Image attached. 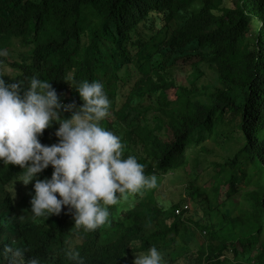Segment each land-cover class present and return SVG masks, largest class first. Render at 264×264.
Masks as SVG:
<instances>
[{"label": "trees", "instance_id": "1", "mask_svg": "<svg viewBox=\"0 0 264 264\" xmlns=\"http://www.w3.org/2000/svg\"><path fill=\"white\" fill-rule=\"evenodd\" d=\"M0 49L6 83L27 87L37 76L60 102L80 107L76 85L101 82L111 102L105 128L120 137L124 157L157 176V187L193 170L184 192L134 195L83 233L72 230L66 207L33 218L35 180L25 186L19 166L0 164V247L26 249L41 264H72L68 249L85 264H133L151 246L163 253L177 237L187 243L192 226L201 246L167 264H264V0H0ZM203 67L214 74L211 91L197 83ZM58 127L40 142L57 143ZM200 176L212 178L199 186ZM181 204L189 211L177 216ZM206 209L220 210V222Z\"/></svg>", "mask_w": 264, "mask_h": 264}, {"label": "clouds", "instance_id": "2", "mask_svg": "<svg viewBox=\"0 0 264 264\" xmlns=\"http://www.w3.org/2000/svg\"><path fill=\"white\" fill-rule=\"evenodd\" d=\"M6 55L7 51L0 49V57ZM75 91L83 102L80 107L60 102L52 83L37 76L27 87L18 81L6 83L0 77V164L19 166L23 170L19 181L25 186L35 180L30 200L33 218L59 216L66 207L74 219L72 230L88 233L106 224L109 206L155 189L158 180L154 174H145L135 156L124 157L120 137L105 128L112 114L103 84L84 80ZM60 110L70 112V118H62ZM54 122L59 124L55 131L58 142L42 144L39 137ZM49 166L51 178L37 179ZM187 170L193 176L191 165ZM206 211L208 220L220 222V210ZM175 213L182 216L183 211L179 208ZM26 251L3 245L0 264H41L38 257L26 256ZM65 255L72 264H85L78 251L68 249ZM164 257L151 246L134 253L133 264H167Z\"/></svg>", "mask_w": 264, "mask_h": 264}, {"label": "rangeland", "instance_id": "3", "mask_svg": "<svg viewBox=\"0 0 264 264\" xmlns=\"http://www.w3.org/2000/svg\"><path fill=\"white\" fill-rule=\"evenodd\" d=\"M198 9L199 6L193 8L194 11H198ZM202 70L204 71V75L197 79V83L201 88H205L211 91L214 89V74L209 70V68L203 67ZM185 71H190V68H187ZM222 132L224 134V138H227V136L232 132V127L230 125H225L222 128ZM262 137H264V134L262 135ZM221 152L224 154L223 149ZM178 173L179 174L177 175H172L170 178L164 179L163 183L158 185L159 187L155 188V190L159 189L158 191L164 196V199L166 200L170 199L169 190H172L174 193L178 190V193L184 192V190H182L183 187L189 185L192 182L193 176L189 170L182 169L179 170ZM210 179L211 177L200 176V178L198 179V185L203 186L204 183L208 182ZM175 200H179L178 195L176 196ZM185 205L181 204L180 206V209L183 212H185ZM190 227L191 230L187 234V243H181L180 239L177 237L176 239L178 241V246H174L171 249L169 248V250L167 249L166 251H163V256L167 257H164L166 262L175 260L180 256L186 255L187 252L195 250L201 246V243L203 242L204 238L200 236V232H198L196 228H193L192 226ZM177 264H184V261L178 260Z\"/></svg>", "mask_w": 264, "mask_h": 264}]
</instances>
